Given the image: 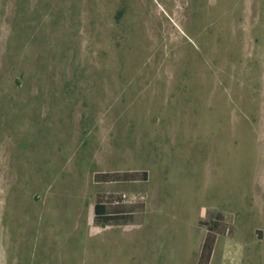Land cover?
Masks as SVG:
<instances>
[{
	"label": "rangeland",
	"instance_id": "374dc122",
	"mask_svg": "<svg viewBox=\"0 0 264 264\" xmlns=\"http://www.w3.org/2000/svg\"><path fill=\"white\" fill-rule=\"evenodd\" d=\"M216 215L264 264V0H0V264H197Z\"/></svg>",
	"mask_w": 264,
	"mask_h": 264
},
{
	"label": "trees",
	"instance_id": "16d2710c",
	"mask_svg": "<svg viewBox=\"0 0 264 264\" xmlns=\"http://www.w3.org/2000/svg\"><path fill=\"white\" fill-rule=\"evenodd\" d=\"M121 15V11L118 13V17ZM141 177L143 180H147V172H105L97 173L95 178L98 181H131L137 180ZM111 198V197H110ZM111 201L99 198L94 205V218L95 223L99 226L105 227L111 222H120L124 224L128 223L132 219V212L137 208L135 205L127 206L121 197H112ZM142 208V205L140 206ZM208 226L209 233L207 234L204 243L202 245L197 264H210L215 241L216 234H225L227 227L224 223V219L221 215H216L214 219H211L208 223H203Z\"/></svg>",
	"mask_w": 264,
	"mask_h": 264
}]
</instances>
